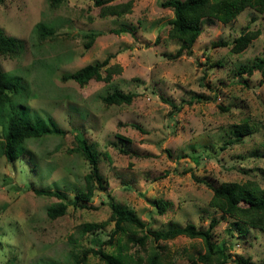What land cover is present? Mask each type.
Wrapping results in <instances>:
<instances>
[{
    "label": "rangeland",
    "instance_id": "374dc122",
    "mask_svg": "<svg viewBox=\"0 0 264 264\" xmlns=\"http://www.w3.org/2000/svg\"><path fill=\"white\" fill-rule=\"evenodd\" d=\"M131 1L130 12L119 17L99 16L94 0H64L58 8L49 0L0 2V30L20 43L16 56L0 58V68L16 83L15 110L42 126L52 117L65 131L27 139L14 162L0 149V264H67L90 247L113 252L116 245H103L113 229L105 223L108 193L152 231L187 222L205 229L215 220L211 239L226 247L228 264H264V232L209 205L212 187L221 183L254 179L264 188V80L259 71L241 70L264 53V11L247 7L226 24L203 18L192 53L174 57L182 42L168 36L174 16L161 6L164 0ZM43 28L54 35L39 41ZM119 28L129 32H115ZM247 28L259 35L242 52H232L233 40ZM95 31L100 34L86 48L83 34ZM51 36L56 38L49 41ZM106 57L121 67L111 81L79 86L61 80ZM116 90L136 96L130 104L105 106L102 98ZM3 113L0 138L7 109ZM243 123L249 131L236 139ZM77 136L97 150L106 179L88 202L95 209L72 205L89 170L80 152H69ZM121 143L127 153L118 150ZM60 200L67 211L49 218L48 206ZM157 200L165 205L162 214ZM84 223L97 227L82 234ZM159 243L165 264H190L204 251L200 239L183 235ZM144 246L130 250L144 254L149 243ZM86 264L105 263L90 253Z\"/></svg>",
    "mask_w": 264,
    "mask_h": 264
},
{
    "label": "trees",
    "instance_id": "16d2710c",
    "mask_svg": "<svg viewBox=\"0 0 264 264\" xmlns=\"http://www.w3.org/2000/svg\"><path fill=\"white\" fill-rule=\"evenodd\" d=\"M63 2L64 0H49V6L58 8ZM94 4L98 6V14L101 17H119L129 13L132 7L131 0L116 4H110V0H94ZM160 4L173 12L174 17L171 21L168 36L182 42L175 51L174 57L192 53L193 45L201 34V20L203 18H213L226 24L234 20L247 7L260 13L264 11V0H164ZM87 18L89 21L92 19L91 16H87ZM43 30L45 33L43 35V31L41 32L38 38L39 41L45 39L48 34L54 35L53 29L43 28ZM116 31L129 32V29L119 28ZM99 34L97 31L85 32L83 34L85 47H90ZM258 35L259 30L245 29L233 40L231 51L234 53L242 52ZM56 36H51V39L48 40L53 41ZM219 44L225 45V42H220ZM19 52V41L7 36L0 30V58L1 56H16ZM120 70V65L117 63L109 64V58L106 57L103 61L86 64L74 72L63 74L61 80L72 79L79 86L86 85L90 80L109 82L114 74ZM241 70L250 74L253 71H259L262 80H264V53L253 59L251 65H243ZM15 87V81L8 78L7 73L0 68V116L5 114L3 111L7 109L4 134L0 138V149L9 162H14L21 156L22 145L27 139L40 138L50 134L64 135L65 133L63 129L57 126L52 117L47 119L48 122L47 124L44 123L45 126L39 124L40 119L36 118L38 120L37 124L34 121L36 119L32 117H21L14 108ZM135 96V93H125L116 90L104 96L102 102L105 106L130 104ZM120 124L121 126L128 125V123ZM130 125L133 124L130 123ZM133 126L139 129L138 125L134 124ZM248 131L247 123L239 125L238 129H236L238 133L236 139L244 136ZM115 135L121 139H126L120 133ZM122 140L124 141V139ZM76 141L77 146L71 148L69 152H80L88 161L89 170L83 177L84 188L77 194L76 200L73 201L72 205L75 209H95L96 207L89 205L88 202L97 189L103 188V183L106 179L101 174L97 150L83 137L77 136ZM118 150L127 153L125 143H121ZM103 156L105 160L111 163V157L108 152H103ZM212 191L213 194L209 200L211 207L233 218L237 223L250 228H257L264 232V188L260 186L258 181L246 179L242 182L221 183L212 187ZM35 192L40 195L61 198L58 192L40 190ZM107 197L109 199L110 213L105 223L112 222L113 229L110 231L108 239L103 241V245H116L113 252L106 253L101 247L97 249L86 248L82 250L81 254L71 256L67 264H86L90 253L98 255L99 259L105 264H165L166 252L162 248V243L159 242L161 240H170L180 235L192 239H200L203 242L204 251L198 254L196 258H193L190 264H228L230 254L227 253L226 247H215L211 239V231L216 225L215 220H212L205 229L198 228L192 222H187L183 226L152 231L147 227L145 221L126 206L115 201L110 193L107 194ZM155 205L160 214L165 211V205L161 200H157ZM67 209L68 203L60 200L49 205L46 214L49 218L55 219L64 215ZM96 227L97 225L93 223H84L81 233L84 234ZM147 242L149 243V249L146 253L141 254L140 250L136 253V249L131 252V246L141 248L140 246L145 247L144 244Z\"/></svg>",
    "mask_w": 264,
    "mask_h": 264
}]
</instances>
